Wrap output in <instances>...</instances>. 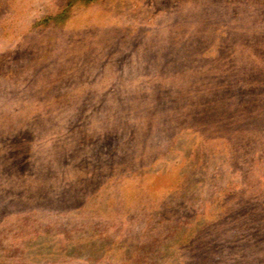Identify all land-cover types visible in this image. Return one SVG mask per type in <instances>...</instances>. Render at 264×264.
Here are the masks:
<instances>
[{
  "label": "rangeland",
  "instance_id": "rangeland-1",
  "mask_svg": "<svg viewBox=\"0 0 264 264\" xmlns=\"http://www.w3.org/2000/svg\"><path fill=\"white\" fill-rule=\"evenodd\" d=\"M0 264H264V0H0Z\"/></svg>",
  "mask_w": 264,
  "mask_h": 264
}]
</instances>
